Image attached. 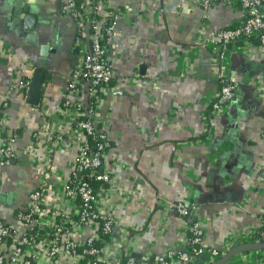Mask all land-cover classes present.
<instances>
[{"label":"crops","instance_id":"obj_1","mask_svg":"<svg viewBox=\"0 0 264 264\" xmlns=\"http://www.w3.org/2000/svg\"><path fill=\"white\" fill-rule=\"evenodd\" d=\"M115 1L130 12L119 22L117 49L108 52L115 81L98 112L110 121L112 143L105 159L114 180L104 200L115 221L108 256L124 253L141 262L182 252L189 224L176 203L197 207L209 248L258 233L264 228V46L251 53L232 47L228 67L237 94L216 113L210 98L219 89L220 62L207 38L238 25L240 9L207 0ZM63 2L0 0V148L9 145L14 153L0 168V221L7 225H18L29 208L42 160L57 167L50 183L60 193L76 157L72 139L79 133L61 108L80 57L76 24L62 12ZM25 7L36 18L34 30L25 26ZM39 64L52 79L33 107L23 82ZM44 127L62 132L61 147L45 142ZM239 249L223 264H257L262 251Z\"/></svg>","mask_w":264,"mask_h":264},{"label":"built area","instance_id":"obj_2","mask_svg":"<svg viewBox=\"0 0 264 264\" xmlns=\"http://www.w3.org/2000/svg\"><path fill=\"white\" fill-rule=\"evenodd\" d=\"M220 1L235 5L242 16L237 27L207 38L210 51L220 62L219 89L210 98L216 113L225 109L237 94V84L228 67L231 46L241 44L251 53L258 47L253 38L264 45V0H207V4ZM62 12L76 24L80 57L69 77L61 108L63 119L79 133L72 139L77 153L71 175L60 193L50 183L57 167L41 161V184L30 195L29 208L19 215V224L12 226L0 221V264H120L123 256H131L123 253L110 258L105 250L110 247L109 240L102 241V249L95 246L101 240V229L111 233L115 226L113 211L104 204L114 182L105 170L111 149L107 133L110 121L101 119L98 112L106 89L115 78L108 52L112 46L117 49L121 37L119 22L130 9L119 7L115 0H64ZM30 82H23L27 90ZM261 90L264 92V84ZM42 133L48 145L61 147L65 142L62 132L55 128L44 127ZM93 138L98 143L94 144ZM13 157L9 145L1 147L0 168L7 167ZM173 209L182 218L188 217V230L195 232V238L187 239L182 252L145 257L137 264H192L198 259H204L203 264H215L236 248L264 244L262 231L232 235L221 249L209 248L204 244L207 233L197 207L176 203ZM251 250L262 251L257 264H264V248L256 246ZM128 264L135 262L132 259Z\"/></svg>","mask_w":264,"mask_h":264},{"label":"water","instance_id":"obj_3","mask_svg":"<svg viewBox=\"0 0 264 264\" xmlns=\"http://www.w3.org/2000/svg\"><path fill=\"white\" fill-rule=\"evenodd\" d=\"M21 4H23V2H19L17 4L18 8L17 10H15V15L17 17L20 16L21 14ZM25 13L29 14L30 13V8L25 7L24 9ZM27 19H26V28L29 30H34L35 29V16L29 14L27 15ZM34 23V24H33ZM35 35H32L30 38V44L36 45V39L34 38ZM33 40V41H32ZM35 70L33 72L32 78H31V82H30V86H29V90H28V94L26 97V103L30 106H38L40 105L42 96H43V91H44V86L45 83L47 81H50L52 79V75L47 73V70L45 68V66L43 64H39V65H35ZM257 247H261L264 248V244L261 245H256ZM256 246H251V247H244L238 250L239 251H243V250H250V249H254ZM237 252V251H235ZM235 252H233L232 254H229L225 257H223L222 259H220L219 261H217L215 264H223L227 259H229Z\"/></svg>","mask_w":264,"mask_h":264},{"label":"trees","instance_id":"obj_4","mask_svg":"<svg viewBox=\"0 0 264 264\" xmlns=\"http://www.w3.org/2000/svg\"><path fill=\"white\" fill-rule=\"evenodd\" d=\"M234 27H237V25H236V26H233V27H230V28H234ZM230 28H227V29H230ZM252 40H253L257 45H259V46H264V45L259 41L258 38H253ZM231 47H233V45H232ZM114 81H115V78L113 79L111 85L114 83ZM111 85H110V86H111ZM92 142H93L94 144L98 143L97 141L94 140V138L92 139ZM109 144H110V148H112V143H111L110 140H109ZM89 182H90L91 184H93L95 187L98 186L94 180H89ZM105 186H108V184L105 185ZM183 219H184V220H189L188 217H185V218H183ZM262 231H264V228H263L262 230L258 231V234L261 233ZM194 234H195L194 231H189V233H188V237H189V239H193V238H195V235H194ZM100 236H101V240H100V241H97V242L95 243V246H96L97 248H99V249H102L103 246H104V244L102 243V241H103V240H104V241L109 240V239L112 237V232H111V233H105L104 230L101 229V231H100ZM195 247H198V246L195 245ZM132 259H133V261L135 262V264L138 263L137 260H136V258H134V257H131V256H123V259H122V261H121L120 264H128L130 260L132 261ZM192 264H201V259L196 260V261H195L194 263H192Z\"/></svg>","mask_w":264,"mask_h":264}]
</instances>
